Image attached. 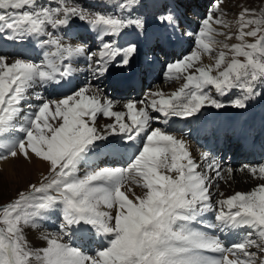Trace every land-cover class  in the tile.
Masks as SVG:
<instances>
[{
    "label": "snow or ice",
    "instance_id": "6c2138e0",
    "mask_svg": "<svg viewBox=\"0 0 264 264\" xmlns=\"http://www.w3.org/2000/svg\"><path fill=\"white\" fill-rule=\"evenodd\" d=\"M140 6V0H121L113 7L127 13L122 15L91 12L70 0H56L55 6L40 0H0V35L17 44L34 43L43 56L0 54V160L35 156L49 164L43 182L0 206V264H264L258 256L264 253V183L213 203L212 177L197 170L186 141L152 127L161 115L167 123L194 117L207 106L226 107L212 89L219 96L239 90L242 95L228 101L239 109L264 95L258 91L264 88V11L244 8L236 21L240 42L230 46L231 59L220 51L214 64L205 65L202 54L212 53L215 35H225L212 25L229 26L223 14L209 13L196 33V48L167 66V79L185 81L170 94L158 90L127 102L125 111H114L113 101L88 83L58 100L37 95L40 103L34 110L28 104L25 111L30 91L59 85L73 74L74 58L84 56L97 77L117 60L118 66H127L138 54L137 45L118 44L117 38L129 28L145 30V20L131 15ZM76 20L95 32L97 50L65 43L59 35ZM160 21L178 26L172 13ZM98 115L112 122L98 129ZM137 140L143 143L127 167L89 163L93 154L104 149L118 153ZM203 159L209 161V153ZM220 168L218 162L208 164L216 177ZM241 170L264 181V164ZM129 180L144 189L142 196L129 198L122 190ZM53 213L59 214L58 233L45 235L46 243L33 247L26 229H38ZM209 213L212 223L205 220ZM241 227L254 230L261 243L249 233L225 246L213 232ZM88 233L104 238L106 246L89 254L65 242V237L71 241Z\"/></svg>",
    "mask_w": 264,
    "mask_h": 264
},
{
    "label": "bare ground",
    "instance_id": "6f19581e",
    "mask_svg": "<svg viewBox=\"0 0 264 264\" xmlns=\"http://www.w3.org/2000/svg\"><path fill=\"white\" fill-rule=\"evenodd\" d=\"M93 1L95 3L97 1L100 2V0H93ZM150 1L151 0H149V3H150ZM156 1L160 2V3H158V5H159V4H162L163 1L165 2L166 0H156ZM170 2H171V0H170ZM156 3L154 5H156ZM257 5L258 4L256 3V6ZM152 7H154V6H152ZM254 7H255V5H254ZM255 8H257V7H255ZM255 11L258 12L257 10H255ZM212 26H214V28H215L214 24ZM234 27L235 26H231V31L237 29V28L234 29ZM132 30H136V29H132ZM152 30H153V32H151L149 30L148 31L136 30L137 33L125 31V33L122 36L118 37L117 38L118 44L126 45L127 42L135 43L137 45V48H138V54L135 57H133L132 60H130V62L127 66H118V60H117V62H113L109 66L108 71L102 77L105 78L106 80H108L109 83H112V80H113L116 84H117L118 80H120V79H126V78L133 77L136 70L138 72H140L138 59H144L143 60L144 63H146V61L149 59L148 57L145 58V56L139 55V52L143 48V43L145 41L148 42V41L154 40V39H156V41H157V39H159L163 44H168L171 39H177L178 38L176 33L174 32V26L170 25V24H165L162 22L159 24L154 23V24H152ZM81 31L83 33L90 32L92 34L91 35L92 40L93 41L97 40L95 32H93L87 25H86V28L81 29ZM3 38H5V37L3 35H0V40H3ZM215 38H216V36H215ZM11 42L13 45L16 44V42H14V41H11ZM69 43L73 44V45H81L79 43H76L75 41H69ZM82 43L84 44L83 46L86 45L85 47L89 48L88 46L90 43H86V42H82ZM22 45H27V44H22ZM9 46H10V44H6L4 42L2 43L3 49L9 48ZM186 46H188V44H186ZM166 47H167V49H169V46H166ZM195 48L196 47H194L191 51H193ZM39 51L42 53L41 49H39ZM40 58L42 59L43 56H41ZM79 59L82 63H85L84 56L74 58V60H76V61H78ZM174 59L179 60L178 58H176L175 55H174ZM210 61H211V57L209 55L207 56L205 53L202 54V61L201 62L203 64L208 65L210 63ZM157 63H158V66L161 65V62H157ZM136 64H138L137 67H136ZM85 66H86V69H89L88 64L73 66L72 67L73 68V74L71 76L77 77L78 72L75 70H78L81 67L85 68ZM214 73H216V72L214 71L213 74ZM183 83L184 82H182L180 80H175V82L173 83V85L171 87H168V88L159 87L160 89H157L153 92H156L158 90H162L165 94H170L171 92H173V91L177 90L179 87H181L183 85ZM70 84L73 85V83H70ZM56 86H58V85H56ZM79 87L80 86H77L76 89ZM72 88H73V86H72ZM62 90H64V87L60 86V91H62ZM99 94L101 95L102 98H105L104 95H102L101 93H99ZM37 95H39V96L44 95V97H43L44 99H51L50 98L51 94H49L48 91H46L42 88L38 89ZM64 96H66V95L57 94L55 99H57V97L62 98ZM39 103H40V100L37 99L36 102H34L33 104L36 106ZM137 106L140 107L139 104ZM207 107H209V106H207ZM207 107L203 108L199 114H197L196 116L193 117V119L191 120V122L194 124V126H192V129L185 131L184 134L176 135L178 138H182L186 141L189 152H190V145L192 144V139L198 140V138H200L203 133H205L206 131L209 132L211 129H214L216 134L220 135V134H223L225 131L234 128L232 135L235 137L233 139L239 140V138L241 137V133L239 132L240 130L236 131L237 127L243 123L245 124V127H246V124H247L249 119L256 118L255 115L252 113L246 115V113H238L236 111H231V110H227L225 113H223L222 116H220L215 111L216 108H214V110L211 111V110L207 109ZM117 108H118L117 105L114 104L113 110L114 111H121V110H117ZM34 109L35 108L32 107V110H34ZM119 109H120V107H119ZM248 109H250L252 112H254L253 107H249ZM261 110H262V108H261ZM254 113L256 114V113H258V111H255ZM98 117H99V115H98ZM100 119H101V121L99 123H98V121H96V126L98 129H103L104 125L112 122V120L109 118H100ZM176 119L180 120L181 118H176ZM163 120H164V118H163ZM257 120H258L257 127L259 128L260 132L264 134V113L261 115H258ZM169 123H170V121L168 122V124ZM181 125H184V122H182ZM242 129H243L242 134L247 136V130L244 128H242ZM193 130H194V132H192ZM170 134L174 135V133H170ZM142 143H143L142 140L137 141V145H140ZM244 148H245L244 146L241 147V149H244ZM252 148H253V143H252L251 149ZM126 149L128 150V148H126ZM126 149H122L118 153L113 152L110 149H104L99 154H93L89 163L92 164L93 166H97L95 164L97 162H99V160L103 159L104 161L108 162L109 166H113V165H110V162L114 161V158L119 157V155H120V158L122 156V159H123V155L125 154L124 151H126ZM131 151H133V150L129 149L128 153H130ZM257 151H258V153L261 152L259 150V148L257 149ZM262 151L264 153V150H262ZM106 155H109L108 160L106 159V157H107ZM213 155L214 156L216 155V151H214ZM131 156H133V154H131L127 157L128 159H130V161H131V158H130ZM263 157H264V154H263ZM232 162H234V161H232ZM197 164L199 165V167L197 169L199 171V168L201 169V163H197ZM219 164L222 167L223 163L221 161L219 162ZM0 166H2V170H4V172H6L5 173L6 175L7 174H12V175L18 174L21 176L22 180L24 179L23 180L24 182L26 180L28 181V178H34L36 180L35 182H38L42 179V177L46 173L49 172V171H47L49 168L48 162H45L44 160L37 158L35 156H31L29 159H25L23 156H17L15 158L8 157V159H6V160H0ZM120 166L121 165H119L118 167H120ZM123 167H127V165H123ZM83 170H84V168H83ZM233 171H235V170L232 169V171L229 172V175H226L224 177L223 185L220 189V193H223L224 196L219 197L218 199H223L224 197L226 198L227 196L233 195L235 192H241V190L239 188L237 189V187L235 186V182L234 183L232 182L234 179L233 178V176H234ZM200 172H202V171H200ZM171 174L175 175V173H171ZM138 180H140L139 177H138ZM235 180L236 181L237 180L246 181L243 184H246V183L248 184L250 181L252 182L254 180L253 183L248 184L249 185L248 188L243 190V191L247 192V191H251L253 188H255L256 181L258 179L254 178L253 175H250V173H246L244 175H239L238 177L236 176ZM130 183H133L132 180H129V182L122 189V190L126 191V194L129 195V198H134V195L135 196H142L144 189L142 187H139L137 184H136V187L130 188L128 186ZM216 188L217 187H215V189ZM128 189H131V191H127ZM210 191H211V187H210ZM212 198H213V201L217 200V199H215L213 194H212ZM104 210H107V209H104ZM54 214H56V213H54ZM54 216H56V215H54ZM205 220L207 223H212L213 222L212 215L210 213L206 214ZM247 229L248 228H237V229H233L231 231H225V232L219 231L218 234H217L216 230H213V232L215 235H217L221 238V240L225 246H231L233 243H236V242H239L240 240H242V238H243L242 234H244L245 230H247ZM25 234H26V236L29 237V239L31 241L30 244H32L34 247L37 245H42V244L46 243L44 241V239H42V236L44 237L45 234L41 233V231H39V229H36V228L26 229ZM81 236L84 238V240L87 239V235L81 234ZM101 239H102V237L100 238V240H99V237H96L94 239L95 245H88V246L75 245V246L81 248L82 251H85L89 254H94L96 250L106 246V240L104 241ZM97 243H99V245H97Z\"/></svg>",
    "mask_w": 264,
    "mask_h": 264
},
{
    "label": "rangeland",
    "instance_id": "374dc122",
    "mask_svg": "<svg viewBox=\"0 0 264 264\" xmlns=\"http://www.w3.org/2000/svg\"><path fill=\"white\" fill-rule=\"evenodd\" d=\"M93 0H70V3H80L82 4L85 8H87L89 11L91 12H107L108 14H113V13H120L122 15H126L127 13L124 12L122 9H119V8H115L113 7L115 4L121 2V0H100L97 1L96 3L93 1ZM203 0H176V1H173L171 0H166L165 2L163 1L162 4H159L160 2H157L156 0H151L150 3H149V0H140V7H138L135 11H132L131 12V15L133 18L135 17H141L142 19L145 20L146 22V27H145V30H148L149 29V26H151L152 24L156 23L157 21V24L160 23V17L165 13V11H163L162 9L163 8H166L167 9V14L168 13H173L175 10H174V7H177V9H182L183 11H187L189 10L190 13L187 11L186 13L190 16V17H193V18H196V19H199L198 18V13L200 15H202L203 11H204V8H205V4H207V0L206 2L204 3L203 6H199L198 3H201ZM209 2L211 0H208ZM157 2V3H156ZM215 1H213V3L211 5H208V10H211L213 11L214 8H215ZM258 4L256 6V3ZM156 3V5H154ZM211 3V2H210ZM209 3V4H210ZM254 3V4H253ZM42 4V3H41ZM152 4V5H151ZM220 15L223 14V19H225L227 22H229V27H223L221 25H217V24H214L215 25V28L217 27L218 29H220L219 32H223L225 33V35H215L217 39L218 37V41L217 43H215L212 47H213V51L212 53L209 55L211 57V61L209 64H214L215 63V60L216 58L218 57L219 55V52L220 51H225L226 52V60H230L231 59V56H232V53L230 51V46L232 44H235V43H239L240 41H238L236 39V33L238 31V25L236 23L237 19H238V16H239V13L244 9V8H249V9H254V10H257V14H259L261 11H264V0H220ZM252 4V5H251ZM257 7L255 8L254 7ZM55 6V5H54ZM154 6V7H152ZM254 7V8H253ZM150 8V9H149ZM154 9V10H153ZM193 12H195L196 14H193V12H191V10ZM207 9L204 11V18L209 14L211 13L210 11H208ZM162 14V15H161ZM212 14V13H211ZM219 15V16H220ZM75 26L76 28L78 29H74L76 32H78L79 30L81 29H84L86 28V25L79 21V20H76L73 22L72 24V27ZM231 26H235V28H237L236 30H232L231 31ZM214 27V26H213ZM216 28V29H217ZM130 29H133V28H129L127 30H130ZM235 31V32H234ZM126 32H135L137 33L136 30H132V31H126ZM231 33L232 34V37L231 39H228L227 36L228 34ZM85 35L88 36V39H90V44L88 47H90V49L92 50H97V46H98V41L97 40H92V34L90 32H86V33H83ZM249 42H252L253 38H246ZM93 41V42H92ZM76 42V41H75ZM79 44L81 45H84L82 42H78ZM127 43H130V42H127ZM126 43V44H127ZM224 44H228L229 45V48H224L223 45ZM145 45V44H144ZM86 46V45H85ZM156 46V45H155ZM14 47L16 48H19V44H15ZM194 47H196L194 45ZM158 51V50H157ZM11 53V54H10ZM0 54H3V55H6V56H10L12 55V52L11 51H8L7 53H4L3 51L0 52ZM189 54V53H188ZM208 56V55H207ZM239 59L243 60L245 59L244 57H239ZM139 68L141 69V67L139 66ZM166 71V70H165ZM216 73H214L213 75H215ZM183 80V79H181ZM97 81H101L99 79H97ZM174 80H171L169 86H161L162 88H168V87H171L172 85V82ZM102 82H103V86H107L109 84V82L107 80H105L104 78H102ZM183 82V81H182ZM161 84V83H160ZM110 86V89H111V84H109ZM157 89H160V88H157ZM156 89V90H157ZM33 91V90H32ZM155 91V90H154ZM258 91H260L261 93H264V88H259ZM34 92V91H33ZM233 93L230 95L229 93V99H224L222 101H225V100H231V99H234L236 98L237 96H240L242 95V93L239 91V90H233L232 91ZM69 95V94H68ZM212 95L216 98H218V93L215 92L214 89H212ZM109 98L110 99H113V101L115 103H117V110H121V111H125V108H124V105L126 104V101L128 100V98H120L118 96H113L111 94V92H109L108 94ZM42 98L44 97L41 96ZM44 99V98H43ZM58 99H61V98H58L57 97V100ZM117 101V102H116ZM263 102V107H262V110L260 109L258 113H254L252 112L250 109H248L249 107H255V105H258L260 103ZM27 104H25L24 106H26ZM121 105V106H120ZM248 105L250 106H247L245 109H239V108H236V107H233L231 105H229L231 108H235V110H237L238 112H243V113H246L247 114H254L256 118H254V123H253V126H252V129L254 130L253 132L250 133V135L252 137H256L257 139H264V134L260 132L259 128L257 127V123H258V120H257V117L258 115H261L264 113V95H258L256 97H254L253 99L249 100L248 101ZM120 107V109H119ZM210 107V106H209ZM212 107V106H211ZM215 108V107H214ZM260 113V114H259ZM100 118H105L103 116H99L97 118V121L98 123L101 121ZM169 125H172L171 123H169ZM194 132V130L192 131ZM228 137L230 139L233 140L232 136H230V132L228 133ZM142 145V144H140ZM137 151V150H136ZM107 156V155H106ZM217 156V154L215 155V157ZM116 160L119 161V158H116ZM98 161V160H97ZM222 162V161H221ZM223 163V162H222ZM129 163L126 162V165H128ZM97 166H101L99 164H95ZM107 166L108 165V162H107ZM85 166H82L81 168V171H83V168ZM117 167V166H116ZM49 171V168L48 170ZM199 171H202L200 168H199ZM6 172H4V170H2V166H0V206L6 204V202H8L9 200L11 199H15L17 197V195L20 193V192H28L30 190V185L32 184H36V180L34 178H28V181L26 180L25 182L22 180L21 176L18 175V174H5ZM246 173H250L248 172L247 170H236L235 173L233 171V183L235 182V186L237 187V189L239 188L241 190V192H245L243 190H245L246 188H248V184L249 183H253V181L249 182L247 185L246 184H243L244 182L246 181H239V180H235L236 179V176L238 177L239 175H244ZM210 174V173H209ZM11 175V176H10ZM250 175H252L250 173ZM46 176H49V172L46 173L42 179H41V182H43V178L46 177ZM252 180V179H251ZM40 182V183H41ZM29 183V184H28ZM258 183H264V181L258 179L256 181V185L255 187L258 185ZM223 185V183H222ZM218 191L220 192V189H218ZM224 196V194H223ZM220 195V197H223ZM219 196L216 198L218 200ZM225 198V197H224ZM211 214V213H210ZM212 215V214H211ZM213 217V216H212ZM42 225H46L44 223H41ZM47 226V225H46ZM54 228H52L53 230ZM42 233V232H41ZM251 233L250 230H246V236ZM51 234H54V232L52 231ZM94 234V233H93ZM26 236V234H25ZM80 235H77L76 234V237H79ZM254 235L251 234V237H253ZM26 238L30 241L29 237L26 236ZM42 239H43V236H42ZM67 238L65 237V240ZM252 239H256L257 240V243H261V241L259 240L258 236H254ZM32 245V244H31ZM33 246V245H32ZM34 247V246H33ZM251 251H257L258 250L256 248H252ZM258 256L261 258V259H264V253H259L258 252Z\"/></svg>",
    "mask_w": 264,
    "mask_h": 264
}]
</instances>
